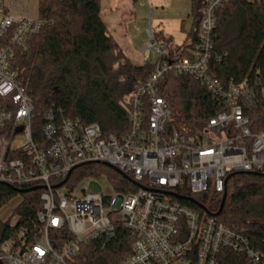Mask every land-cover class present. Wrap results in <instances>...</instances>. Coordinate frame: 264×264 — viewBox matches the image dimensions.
Instances as JSON below:
<instances>
[{
	"label": "built area",
	"instance_id": "1",
	"mask_svg": "<svg viewBox=\"0 0 264 264\" xmlns=\"http://www.w3.org/2000/svg\"><path fill=\"white\" fill-rule=\"evenodd\" d=\"M225 1H203L197 42L187 55L170 51L148 25V40L139 54L142 61L154 55V68L126 99L129 130L116 136L102 134L96 123L56 121L51 109L35 110L26 84L10 65L15 49L26 50L29 36L43 21L30 4L0 0V183L42 186L35 189L41 191L35 215L39 229L20 228L1 241L0 264H67L66 257L75 255L81 244L98 236L104 242L111 239L117 224L133 236L131 255L118 264H218L222 247L244 252L249 264H264V255L241 230L204 211L200 216L169 193L184 187L191 193L220 194L232 172L264 173V130L252 132L244 112V106L256 107V89L264 92V82L223 83L209 72L215 11ZM165 73L195 78L214 98L218 110L202 128L167 132L171 112L158 89ZM37 117L43 122L38 124L41 140L35 141L32 122ZM85 163L107 165L129 177L137 189L108 194L91 181L73 192L65 187L67 180ZM62 228L68 238L55 247L51 231Z\"/></svg>",
	"mask_w": 264,
	"mask_h": 264
},
{
	"label": "trees",
	"instance_id": "2",
	"mask_svg": "<svg viewBox=\"0 0 264 264\" xmlns=\"http://www.w3.org/2000/svg\"><path fill=\"white\" fill-rule=\"evenodd\" d=\"M203 1L190 0L192 27L184 43L170 51L187 55L194 48ZM100 5L101 0H39L37 15L43 24L36 34L29 36L26 50L15 49L10 66L26 84L35 110L51 109L56 121L68 118L83 125L96 123L102 134L119 136L129 130V107L125 101L134 86L152 72L154 63H135L122 51L107 30ZM213 34L211 74L223 83L254 78L264 82V2L225 1L215 11ZM158 89L171 112L167 132L193 133L218 110L214 98L191 76L165 73ZM256 95V107L244 106L252 132L264 130V92L257 88ZM42 122L41 117L32 122L35 141L41 140L38 124ZM101 174L107 175L115 190L137 189L129 177L100 163L74 168L66 186L72 188L86 176ZM13 187L0 183V208L18 194ZM224 191L223 207L216 220L241 230L249 245L264 255V173L232 172ZM175 192L203 204L202 193H191L184 187L175 188ZM40 193V190L20 193L22 200L14 208L18 220L13 226L0 220V242L20 228L39 229L35 215L41 206ZM222 194H216L208 207L203 204L209 213L217 211ZM176 200L204 215L192 202ZM67 238L65 228L51 231L50 241L55 247ZM132 241L131 232L117 224L111 239L104 242V237L98 236L81 244L76 259L69 264H118L131 255ZM217 261L218 264H249L244 252L225 247L220 248Z\"/></svg>",
	"mask_w": 264,
	"mask_h": 264
},
{
	"label": "rangeland",
	"instance_id": "3",
	"mask_svg": "<svg viewBox=\"0 0 264 264\" xmlns=\"http://www.w3.org/2000/svg\"><path fill=\"white\" fill-rule=\"evenodd\" d=\"M20 1L23 6L30 4L37 14L38 0ZM100 9L101 17L108 32L124 53L128 51L127 53L130 52L136 56H132L135 63H139L141 60L139 56L137 57V53L148 40L145 31L148 25L158 40L166 39L169 48H175L183 44L193 23L190 13V0H137L135 2L130 0H101ZM155 61L156 57L150 55L148 62L155 63ZM91 181H96L102 192L113 194L117 191L105 174L86 176L78 181L71 190L79 192L83 185H89ZM65 187L67 186L65 185ZM201 195L202 202L206 207L216 196L211 190ZM22 197V194L18 193L0 208L1 221H6L8 224L16 222L17 215L14 208L20 203ZM75 259L76 254L66 257V262L69 264Z\"/></svg>",
	"mask_w": 264,
	"mask_h": 264
},
{
	"label": "water",
	"instance_id": "4",
	"mask_svg": "<svg viewBox=\"0 0 264 264\" xmlns=\"http://www.w3.org/2000/svg\"><path fill=\"white\" fill-rule=\"evenodd\" d=\"M253 173H257V172H253ZM228 178H229V175L226 176L225 183L227 182ZM65 180H66V178L64 180H62L61 182H59L58 184L54 185L53 187L54 188L59 187L60 185H62L65 182ZM39 188H42V186H33V187H27V188H16V187H13L12 189L15 192H18V193H24V192L35 190V189H39ZM169 193L172 196H174V197H176L178 199H182V200H186V201L192 202L198 208H200L202 211L210 214L211 216H217L221 212V209H222L223 203H224V199H225V191H224L223 194H222V197H221V200H220V204H219V207H218L217 211L214 212V213H209L207 208L203 204H201L200 202L196 201L194 198L189 197V196H181V195H179V194H177L175 192H169Z\"/></svg>",
	"mask_w": 264,
	"mask_h": 264
},
{
	"label": "crops",
	"instance_id": "5",
	"mask_svg": "<svg viewBox=\"0 0 264 264\" xmlns=\"http://www.w3.org/2000/svg\"><path fill=\"white\" fill-rule=\"evenodd\" d=\"M131 1V0H130ZM186 40V39H185ZM184 43V42H183ZM128 52V51H127ZM127 52H125V54L132 60V56H135V55H132L130 52L129 53H127ZM129 54V55H128ZM140 57V61H139V63L140 62H142V58H141V55L139 54V52L137 53V57ZM136 57V56H135ZM133 61V60H132ZM134 62V61H133Z\"/></svg>",
	"mask_w": 264,
	"mask_h": 264
}]
</instances>
